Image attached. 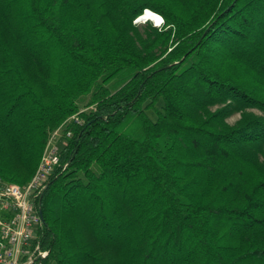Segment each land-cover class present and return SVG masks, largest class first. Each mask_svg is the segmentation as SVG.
Instances as JSON below:
<instances>
[{"label": "trees", "instance_id": "trees-1", "mask_svg": "<svg viewBox=\"0 0 264 264\" xmlns=\"http://www.w3.org/2000/svg\"><path fill=\"white\" fill-rule=\"evenodd\" d=\"M61 126L43 264H264V0H0V177Z\"/></svg>", "mask_w": 264, "mask_h": 264}, {"label": "built area", "instance_id": "built-area-1", "mask_svg": "<svg viewBox=\"0 0 264 264\" xmlns=\"http://www.w3.org/2000/svg\"><path fill=\"white\" fill-rule=\"evenodd\" d=\"M146 21L151 20L137 23ZM153 23L162 27L164 19L161 17L160 23ZM72 119L79 121L77 116ZM65 135L70 137L71 132L65 134L63 126L51 134L39 166L26 185L9 183L0 177V264H43L49 256V250L42 248L39 234L43 226L39 199L50 177L61 166L60 143L67 142ZM63 167H68V163Z\"/></svg>", "mask_w": 264, "mask_h": 264}, {"label": "bare ground", "instance_id": "bare-ground-1", "mask_svg": "<svg viewBox=\"0 0 264 264\" xmlns=\"http://www.w3.org/2000/svg\"><path fill=\"white\" fill-rule=\"evenodd\" d=\"M144 18L149 19L151 21H154L156 23H160L161 22V16L159 14H157L156 12L148 9L146 12V15L144 16Z\"/></svg>", "mask_w": 264, "mask_h": 264}, {"label": "rangeland", "instance_id": "rangeland-1", "mask_svg": "<svg viewBox=\"0 0 264 264\" xmlns=\"http://www.w3.org/2000/svg\"><path fill=\"white\" fill-rule=\"evenodd\" d=\"M146 10H148V9H146ZM160 15V14H159ZM161 16V15H160ZM162 17V16H161ZM163 18V17H162ZM164 19V18H163ZM135 22H137V20L135 21ZM153 22V21H152ZM139 24H141V23H139ZM155 25V24H154ZM164 25V24H163ZM239 118V115H235V116H233V117H231L230 119H229V121H230V123H234L237 119ZM64 144H65V140H61V143H60V146L61 147H63L64 146Z\"/></svg>", "mask_w": 264, "mask_h": 264}, {"label": "water", "instance_id": "water-1", "mask_svg": "<svg viewBox=\"0 0 264 264\" xmlns=\"http://www.w3.org/2000/svg\"><path fill=\"white\" fill-rule=\"evenodd\" d=\"M145 15H146V14H145ZM145 15H143V16H141V17H139L138 19H139V20L146 19V18H144V16H145ZM139 20H138V21H139ZM138 21H137V22H138Z\"/></svg>", "mask_w": 264, "mask_h": 264}]
</instances>
